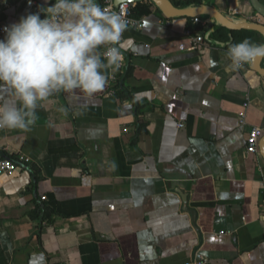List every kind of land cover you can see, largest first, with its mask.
Segmentation results:
<instances>
[{
  "label": "crops",
  "instance_id": "crops-1",
  "mask_svg": "<svg viewBox=\"0 0 264 264\" xmlns=\"http://www.w3.org/2000/svg\"><path fill=\"white\" fill-rule=\"evenodd\" d=\"M143 1L102 90L54 93L30 130L0 129L17 164L0 176V264H264V136L254 153L246 144L264 129V58L232 70L225 55L264 30L210 11L206 31L167 12L207 7L264 28V0ZM54 3L0 0V18H44Z\"/></svg>",
  "mask_w": 264,
  "mask_h": 264
},
{
  "label": "clouds",
  "instance_id": "clouds-1",
  "mask_svg": "<svg viewBox=\"0 0 264 264\" xmlns=\"http://www.w3.org/2000/svg\"><path fill=\"white\" fill-rule=\"evenodd\" d=\"M41 11L44 18L23 16L0 39V86L14 98L0 102V129L30 130L38 102L61 91L92 95L107 84V70L121 66L128 21L118 12L98 0H55ZM225 55L238 70L264 58V43L245 37L230 42Z\"/></svg>",
  "mask_w": 264,
  "mask_h": 264
},
{
  "label": "built area",
  "instance_id": "built-area-1",
  "mask_svg": "<svg viewBox=\"0 0 264 264\" xmlns=\"http://www.w3.org/2000/svg\"><path fill=\"white\" fill-rule=\"evenodd\" d=\"M178 1V0H175ZM102 7L107 10H112L118 12L123 18L128 21V26L131 27H139L141 25V21L136 19L132 15V6L131 2H120L119 4H115L114 0H101ZM193 23H200V19L198 16L192 17ZM9 26L4 20L0 18V39L5 37L4 29L5 27ZM191 32L186 31L185 34L189 35ZM198 32L196 37L194 38L195 42H201L202 36L201 33ZM240 121L241 123L244 122V112H240ZM181 126V125H179ZM264 136V129L258 126H252L246 135V144L247 150L249 152H256L258 149V145L260 144L261 138ZM16 160L11 158L10 156H6L0 152V176L4 174H9L16 170ZM262 216L264 218V199L262 201ZM203 261L201 260H192L186 262V264H201Z\"/></svg>",
  "mask_w": 264,
  "mask_h": 264
},
{
  "label": "water",
  "instance_id": "water-1",
  "mask_svg": "<svg viewBox=\"0 0 264 264\" xmlns=\"http://www.w3.org/2000/svg\"><path fill=\"white\" fill-rule=\"evenodd\" d=\"M135 2L137 0H114L115 4H119L120 2ZM212 11L214 13V15L216 16V18L219 20V22H221L222 24L226 25L228 28H233V29H239V28H259L264 30L263 27L259 26L258 24L252 23V24H248V25H240V24H235L231 21H229L228 19H226L225 17H223L222 15H220L218 12H216L215 10H210L207 7H191V8H184V9H178L175 7H171L167 9V12L172 14V15H185V16H189V17H195V16H199L205 13H208ZM261 59L256 60L253 62L252 67L256 70V71H260L259 70V64H260ZM264 141V138H262V142ZM261 144V142H260ZM183 196V203H184V209L190 211L191 214H193L192 210L188 209L186 206V198L184 195Z\"/></svg>",
  "mask_w": 264,
  "mask_h": 264
},
{
  "label": "trees",
  "instance_id": "trees-1",
  "mask_svg": "<svg viewBox=\"0 0 264 264\" xmlns=\"http://www.w3.org/2000/svg\"><path fill=\"white\" fill-rule=\"evenodd\" d=\"M134 5H135V6H132V15H133L134 18L140 17V16H142L143 14L147 13V11H148V10H147V5L144 3L143 0H139V1H137ZM177 5H179V4H177ZM188 19H192V18L189 17ZM196 26H198V27H200V28H202L203 30H206V31L210 28L209 26H207V25H205V24H202V25H201V23H200V24L197 23ZM217 31H218V29L216 30V32H217ZM230 32H231L232 34L235 33L234 30H230ZM219 35H223V34H219ZM39 213H41V209H40V208H37V210H36V214H39Z\"/></svg>",
  "mask_w": 264,
  "mask_h": 264
}]
</instances>
